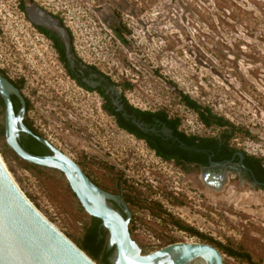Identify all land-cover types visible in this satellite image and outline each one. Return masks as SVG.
Masks as SVG:
<instances>
[{
  "label": "rangeland",
  "instance_id": "rangeland-1",
  "mask_svg": "<svg viewBox=\"0 0 264 264\" xmlns=\"http://www.w3.org/2000/svg\"><path fill=\"white\" fill-rule=\"evenodd\" d=\"M15 2L0 0L2 63H6L8 43L13 41L20 48L21 44L34 48L35 45L27 43L37 40V34H33L34 30L23 21ZM47 2L71 30L80 57L123 85L131 105L179 118L181 128L188 133L207 136L226 130L217 124L206 126L183 102L181 94H187L213 115L229 122L232 144L264 161V0ZM27 52L33 54L35 51ZM27 59L31 57L25 56L24 60ZM35 72L39 75V71ZM60 87H67V84ZM71 95L77 108L98 113L100 103L94 93L76 88ZM99 119L108 126L110 150L116 153L115 148L120 144L118 149L123 152L120 158L129 160L128 156L136 154L137 159L163 167L156 164L151 152L128 133L121 138L111 115L100 114ZM0 154L30 201L80 247L90 216L69 189L65 176L52 168L29 167L14 155L1 136ZM202 191L200 212L192 211L193 216L196 213L200 216H192L191 223L213 240L242 247L255 264H264L262 196L246 197L232 190L223 194ZM254 201L263 202L257 207L253 205L254 208L263 207L259 213H239L240 206ZM248 217L256 220H241ZM150 231H145L148 236L134 238L144 252L154 251L160 244ZM174 240L211 244L210 240L191 238L184 233ZM220 251L225 264H249L246 259L233 258Z\"/></svg>",
  "mask_w": 264,
  "mask_h": 264
},
{
  "label": "flooded vegetation",
  "instance_id": "flooded-vegetation-1",
  "mask_svg": "<svg viewBox=\"0 0 264 264\" xmlns=\"http://www.w3.org/2000/svg\"><path fill=\"white\" fill-rule=\"evenodd\" d=\"M15 1L23 21L34 30L33 34H37V40L27 43L35 45L34 48L23 47V44L20 48L12 41L7 44V58H4L6 63L0 59V73L19 89L24 98L23 123L34 134L74 160L96 186L115 197L109 199L111 205L124 217L130 213L129 230L133 238L148 236L145 232L147 229L153 235L165 238H176L177 235L188 233L177 224H187L197 229L190 218L193 209L200 212V190L218 194L232 190L246 197L257 194L262 196L264 202V161L260 157L237 148L223 132L219 135L200 136L186 132L181 125L175 127V118L171 116L168 120L162 119L161 114H157L159 110H143L151 112L147 114L138 111L140 108L135 106L137 109H131L125 103L124 86L80 57L71 30L59 14L49 7L47 0ZM35 7L41 9L49 20L57 21L68 31L70 48L53 28L34 21L31 14ZM29 50L35 52L31 54L27 52ZM25 56H30L31 60H24ZM0 57H3L1 53ZM35 71H39V75ZM92 74L120 86L121 92L112 94L102 86L91 87L84 79ZM65 83L67 87H60ZM76 88L94 93L100 103L97 114L93 110L87 113L83 108L76 107L71 95ZM10 97L14 112L18 115L22 102L14 93ZM114 99H119L124 105L127 116L123 111H116L120 112L125 121L148 135L143 137L130 131L116 116L111 115L121 138L124 133H128L151 152V156L156 158V164L163 167L137 159L134 157L136 154L128 156L129 160L120 158L123 155L118 149L120 144L115 148L116 153L110 150L108 126L99 119V115H110L107 106L110 101L115 107ZM5 108V100L0 94V122L4 125V139ZM133 118L144 129L135 124ZM178 131L186 136H180ZM19 142L33 154L52 155L46 145L23 131L19 133ZM263 202H245L240 206L239 213H259L263 207L254 208L253 205L257 207ZM254 219L248 217L241 220L248 222ZM232 247L239 249L234 245Z\"/></svg>",
  "mask_w": 264,
  "mask_h": 264
},
{
  "label": "water",
  "instance_id": "water-1",
  "mask_svg": "<svg viewBox=\"0 0 264 264\" xmlns=\"http://www.w3.org/2000/svg\"><path fill=\"white\" fill-rule=\"evenodd\" d=\"M32 17L38 24L53 28L70 48V35L57 21L49 20L35 7ZM73 55H70V57ZM84 81L91 87L102 86L107 92H121V87L92 74ZM16 94L22 107L15 114L10 95ZM0 94L5 100V141L22 160L60 171L68 181L82 208L89 216L101 220L108 231V247H114L112 264H225L224 254L216 246L204 242L180 241L144 252L129 230L130 213L124 217L109 199L115 197L96 186L81 167L44 138L34 134L24 123L25 101L6 77L0 73ZM117 111H124L114 99ZM132 121L143 128L137 119ZM144 129V128H143ZM153 130V129H152ZM32 135L46 145L52 155H36L19 142V133ZM0 264H98L86 251L61 232L30 201L0 160Z\"/></svg>",
  "mask_w": 264,
  "mask_h": 264
},
{
  "label": "trees",
  "instance_id": "trees-1",
  "mask_svg": "<svg viewBox=\"0 0 264 264\" xmlns=\"http://www.w3.org/2000/svg\"><path fill=\"white\" fill-rule=\"evenodd\" d=\"M128 86H130V84H128ZM88 89H92V88H88ZM181 98L183 102L189 108H191L198 114L199 118L206 126H211L212 124L220 125L226 129L223 131V134L227 136V138H231V130L229 129L230 127L229 122L213 115L209 109L203 108L202 106H200V104H198V102L194 100L193 98H191L189 95L181 94ZM125 103L131 109H137L134 106L130 105L127 101H125ZM107 107H108V111L110 115L116 116L121 121L122 125H124V127L128 128L130 131L138 133L140 136L148 137V135L140 132L135 126L125 121V119L121 116L120 112L116 111V108L112 105L110 101L108 102ZM137 110L143 113L151 114L150 111H143L140 109H137ZM157 114H161V117L164 120H168L169 118V115L163 111H159ZM173 122L175 124L174 126L178 127L181 123V120L179 118H175L173 119ZM177 133L182 137L186 136L181 131H178ZM0 136L4 137V125L1 122H0ZM6 146L9 148L7 144ZM14 155L17 158H19L15 153ZM26 163L28 164L29 167L36 169V170H41L43 168L35 164H31L28 162ZM69 189L71 190L70 186H69ZM177 225L179 226L180 229L188 232L192 236L210 240L209 242H211V244H215L216 247L223 250L227 255L231 257H237L240 259H246L249 264H255L253 262L252 256L246 251H244L242 247H239V249H234L231 245H225V244H222L221 242L213 240V238H210L206 234L200 232L199 230H197L196 228L190 225H187V224H177ZM167 239L168 240H165V243L176 242L174 238H167ZM107 241H108V231L102 227L101 220L95 217H90V223L86 229L84 238L80 242V247L100 264H112L111 259L114 255V247L109 248Z\"/></svg>",
  "mask_w": 264,
  "mask_h": 264
},
{
  "label": "built area",
  "instance_id": "built-area-1",
  "mask_svg": "<svg viewBox=\"0 0 264 264\" xmlns=\"http://www.w3.org/2000/svg\"><path fill=\"white\" fill-rule=\"evenodd\" d=\"M196 227V226H195ZM199 231H200V228H197ZM201 232V231H200ZM203 233V232H202ZM184 234H188V233H184ZM188 235H190V234H188ZM159 240H160V244H159V246H158V248L157 249H160V248H162V247H164V246H166L167 244H170V243H165V240L167 239V238H165V237H161V236H158V235H155ZM191 236V238H193V237H196V236H192V235H190ZM208 236V235H207ZM210 237H212V236H210ZM197 238H199V237H197ZM177 242H179V241H177ZM188 242H197V241H188ZM156 249V250H157Z\"/></svg>",
  "mask_w": 264,
  "mask_h": 264
},
{
  "label": "bare ground",
  "instance_id": "bare-ground-1",
  "mask_svg": "<svg viewBox=\"0 0 264 264\" xmlns=\"http://www.w3.org/2000/svg\"><path fill=\"white\" fill-rule=\"evenodd\" d=\"M0 160L2 161V163L4 164V166L6 167V165H5V163H4V160H3L2 156H1V154H0ZM6 168H7V167H6Z\"/></svg>",
  "mask_w": 264,
  "mask_h": 264
}]
</instances>
